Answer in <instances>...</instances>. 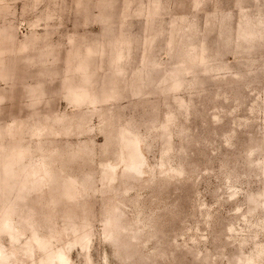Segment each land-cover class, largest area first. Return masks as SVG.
I'll return each instance as SVG.
<instances>
[{
    "label": "rangeland",
    "instance_id": "obj_1",
    "mask_svg": "<svg viewBox=\"0 0 264 264\" xmlns=\"http://www.w3.org/2000/svg\"><path fill=\"white\" fill-rule=\"evenodd\" d=\"M58 252L264 264V0H0V264Z\"/></svg>",
    "mask_w": 264,
    "mask_h": 264
},
{
    "label": "bare ground",
    "instance_id": "obj_2",
    "mask_svg": "<svg viewBox=\"0 0 264 264\" xmlns=\"http://www.w3.org/2000/svg\"><path fill=\"white\" fill-rule=\"evenodd\" d=\"M139 146L137 145L136 146V148H137V150L139 149L138 148ZM140 153V152H139ZM134 154H137L138 155V153L136 152V153H134ZM135 158H134V160L131 162V164H135L136 162H138V161H140L141 160V155H138V156H134ZM57 259L61 264H63V262H65V260H66V256H65V254L63 253V252H58L55 256H54V259Z\"/></svg>",
    "mask_w": 264,
    "mask_h": 264
}]
</instances>
